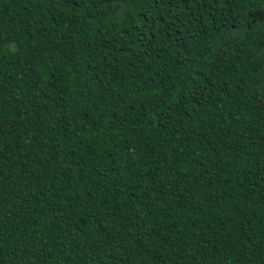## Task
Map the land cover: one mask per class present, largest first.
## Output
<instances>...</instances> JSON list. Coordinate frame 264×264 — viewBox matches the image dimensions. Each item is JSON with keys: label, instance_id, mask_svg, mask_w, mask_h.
<instances>
[{"label": "trees", "instance_id": "obj_1", "mask_svg": "<svg viewBox=\"0 0 264 264\" xmlns=\"http://www.w3.org/2000/svg\"><path fill=\"white\" fill-rule=\"evenodd\" d=\"M261 0H0V264H264Z\"/></svg>", "mask_w": 264, "mask_h": 264}, {"label": "flooded vegetation", "instance_id": "obj_2", "mask_svg": "<svg viewBox=\"0 0 264 264\" xmlns=\"http://www.w3.org/2000/svg\"><path fill=\"white\" fill-rule=\"evenodd\" d=\"M262 7L260 8L261 12L264 13V0H261Z\"/></svg>", "mask_w": 264, "mask_h": 264}]
</instances>
